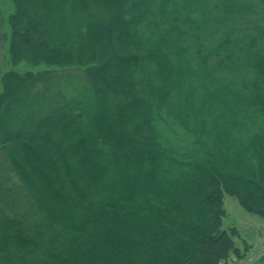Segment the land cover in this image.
Here are the masks:
<instances>
[{"label": "trees", "instance_id": "1", "mask_svg": "<svg viewBox=\"0 0 264 264\" xmlns=\"http://www.w3.org/2000/svg\"><path fill=\"white\" fill-rule=\"evenodd\" d=\"M12 4L0 15V264L242 257L224 193L264 216V0ZM43 147L69 183L55 203L78 220L30 181L22 156Z\"/></svg>", "mask_w": 264, "mask_h": 264}, {"label": "rangeland", "instance_id": "2", "mask_svg": "<svg viewBox=\"0 0 264 264\" xmlns=\"http://www.w3.org/2000/svg\"><path fill=\"white\" fill-rule=\"evenodd\" d=\"M13 10L12 0H0V15L4 17ZM2 30V29H1ZM6 42L0 39V68L1 71H5L9 65L4 64L7 60H4ZM16 71L23 72L30 68L24 62L17 64L13 67ZM79 71V70H75ZM76 74V72H75ZM78 76V74H76ZM2 85L0 84V91ZM53 149L41 148L34 153V157L28 153L22 156V160L29 164L35 174L30 176V181L34 182L41 188L42 200L47 203L48 206L54 209L64 211L66 214L72 213V209L65 205H59L55 203L54 196L58 191V182L66 191L68 181H63V176L60 173V168L57 166V160L53 158ZM59 168V169H58ZM45 186V187H44ZM61 192V191H60ZM55 193V194H54ZM62 194V192L60 193ZM224 206L226 208V215L223 218V226L230 227L236 226L239 231L240 237H235L237 244L243 247V239L248 245V250L244 255L239 258H229L226 264H264V216L255 212H250L243 205L240 204L238 198L235 195L224 193ZM71 215V217H72ZM72 217V218H74ZM75 217L74 219H79Z\"/></svg>", "mask_w": 264, "mask_h": 264}]
</instances>
